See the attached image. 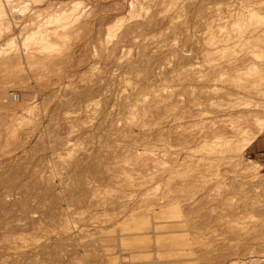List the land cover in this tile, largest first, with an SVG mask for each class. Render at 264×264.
<instances>
[{"label":"rangeland","instance_id":"1","mask_svg":"<svg viewBox=\"0 0 264 264\" xmlns=\"http://www.w3.org/2000/svg\"><path fill=\"white\" fill-rule=\"evenodd\" d=\"M47 1L74 0L0 31V264H264V132L252 176L199 152L224 109L264 102V0H78L23 52Z\"/></svg>","mask_w":264,"mask_h":264},{"label":"bare ground","instance_id":"2","mask_svg":"<svg viewBox=\"0 0 264 264\" xmlns=\"http://www.w3.org/2000/svg\"><path fill=\"white\" fill-rule=\"evenodd\" d=\"M43 0H0V31L3 30L2 28H9L8 22L5 21V16L7 15V13H23V12H27V10H32V6H39V4L43 3ZM45 2V0H44ZM71 2V1H70ZM47 3L50 5H45L46 9H50L48 11V14L46 16V20L44 23L36 26V28L34 30H32V32H27L26 34L22 35V42H21V49L23 52L28 51V49L30 47H33L31 45H35L38 48L40 47L41 49H43V51L45 50H51L53 49V44L52 42H50L51 36L53 35L55 37L57 29L60 26H63V24H66V21L69 22V20L72 21H77L78 18L76 17L77 15H79L77 13V10L80 11V9H78L81 5V2L78 0H74L70 3H68L66 5L65 1L62 2V5L56 4V5H52L50 3H52V1ZM65 3V4H63ZM140 1L139 0H134V1H129L128 2V13L132 14L134 7L136 5H139ZM47 12V10H45ZM254 15V14H251ZM251 15L248 14L247 15V20L249 23H251V20H253V16L251 18ZM18 17V16H17ZM246 17V16H245ZM254 17H258L255 16ZM254 18V19H255ZM260 19V17H259ZM237 20V19H236ZM256 22L258 21V19H255ZM235 21V20H234ZM117 23L121 22V19L118 18V21H116ZM255 22V21H254ZM259 22V21H258ZM257 22V23H258ZM238 23V22H237ZM256 23V24H257ZM240 24V23H239ZM65 26V25H64ZM63 26V27H64ZM234 26V24H233ZM242 26V25H241ZM244 26V25H243ZM251 27V26H250ZM234 28V27H233ZM246 28V27H245ZM258 28V26H257ZM256 27L253 29H248L249 33L253 32L255 29H257ZM261 28V27H259ZM236 29V28H234ZM238 29V28H237ZM31 30V29H30ZM264 30V28L262 29ZM242 32V31H241ZM238 33V32H237ZM255 33V32H253ZM262 33V31L260 32ZM264 33V32H263ZM244 34V33H243ZM21 35V34H20ZM247 35V34H246ZM261 34H259L260 36ZM224 36V35H223ZM236 36V35H235ZM254 36V35H253ZM252 36V37H253ZM256 36V34H255ZM52 37V38H54ZM239 37V36H238ZM244 37V36H243ZM258 37V36H257ZM241 38V37H240ZM251 38V36L249 37ZM258 38H264V34L262 35V37H258ZM230 39V38H229ZM256 39V38H255ZM245 40V39H244ZM263 40V39H262ZM261 40V41H262ZM238 41V40H237ZM258 41V40H257ZM260 41V42H261ZM248 42V41H247ZM250 42V41H249ZM248 42V43H249ZM20 43V42H19ZM214 43V42H213ZM15 44V40L10 39L7 40V43L5 44L6 46L8 45V47L10 49H12L11 47H14ZM244 44V43H243ZM212 45V44H211ZM215 45H216V41H215ZM242 45V43H241ZM245 45V44H244ZM11 46V47H10ZM34 46V48L36 49V47ZM55 46V45H54ZM214 46V45H213ZM263 46V45H262ZM220 47V46H219ZM9 49V50H10ZM33 49V48H32ZM214 49V48H213ZM217 49V48H216ZM219 49V48H218ZM223 49V48H222ZM226 49V48H225ZM229 49V48H228ZM2 49H0L1 51ZM30 50V49H29ZM215 50V49H214ZM32 51V50H31ZM38 51V50H37ZM212 51V50H211ZM222 51V50H221ZM225 51V50H224ZM3 52V51H2ZM7 52V50H6ZM6 52H4V55L6 54ZM47 52V51H46ZM210 52V51H209ZM253 52V51H252ZM27 53V52H26ZM31 53V52H30ZM254 53V52H253ZM1 55V54H0ZM3 55V53H2ZM24 55V54H23ZM28 55V54H27ZM32 55V54H31ZM30 55V56H31ZM214 55V54H213ZM217 55V54H216ZM225 55V54H223ZM222 55V56H223ZM35 56V55H34ZM212 56V55H211ZM220 56V55H219ZM235 56V55H234ZM3 57V56H2ZM1 57V58H2ZM26 57V56H25ZM41 57V56H40ZM184 57V56H183ZM218 57V55H217ZM229 57V56H228ZM231 57V56H230ZM6 58V57H4ZM38 58V57H37ZM26 59H30V58H26ZM214 59V58H213ZM227 59V58H226ZM241 59V58H240ZM206 62V61H205ZM209 62V61H208ZM216 62V61H215ZM230 62V61H229ZM222 63V62H221ZM234 63V61H233ZM224 64V63H223ZM231 64V63H230ZM235 64H237L235 62ZM189 66V65H188ZM223 66V65H222ZM227 66V65H226ZM252 66V65H251ZM215 67V66H214ZM225 68V66H223ZM254 67V65H253ZM251 68V70H253L254 68ZM213 68V67H212ZM227 68V67H226ZM247 68L249 69L250 67L247 66ZM256 68V67H255ZM214 69V68H213ZM218 68H216L217 70ZM257 69V68H256ZM219 70V69H218ZM239 69L236 70V72H238ZM250 70V69H249ZM260 71V69H258ZM257 70V71H258ZM240 71V70H239ZM243 71V70H242ZM210 72V71H209ZM218 72V71H217ZM222 72V71H221ZM227 72V71H226ZM244 72V71H243ZM201 73V72H200ZM207 73V72H206ZM212 73V72H211ZM229 73V72H228ZM247 72V75L248 76ZM259 73V72H257ZM203 74V73H201ZM215 74V73H214ZM260 74V73H259ZM258 74V75H259ZM255 75V74H254ZM260 75H263V73H261ZM190 76V75H189ZM228 76V75H227ZM238 76V75H237ZM226 77V76H225ZM235 77V75H234ZM261 77V76H260ZM217 78V77H216ZM242 78V77H241ZM244 78V76H243ZM247 78V77H246ZM192 79V78H191ZM209 79V78H207ZM211 79V78H210ZM215 79V78H214ZM245 79V78H244ZM257 79V78H256ZM263 79H264V75H263ZM260 79V80H263ZM205 80V79H204ZM240 80V79H239ZM243 80V79H241ZM252 80V79H251ZM254 80V79H253ZM247 81V79H246ZM200 82V81H199ZM210 82V81H209ZM252 81H249L247 83H250ZM196 83V82H195ZM244 83V82H243ZM222 84V83H220ZM225 84V83H224ZM241 84V83H240ZM251 84V83H250ZM260 84H264L260 83ZM258 84V85H260ZM236 85V84H235ZM229 86V85H228ZM239 86V85H238ZM193 87V86H192ZM191 87V88H192ZM209 87V86H208ZM215 87V86H214ZM246 87V86H245ZM253 87V86H252ZM264 87V86H263ZM240 88H242L240 86ZM209 89V88H208ZM234 89V88H233ZM262 89V88H261ZM257 88V92H259V97H264V88L261 90ZM217 90V89H216ZM195 91V90H194ZM208 91V90H207ZM215 91V90H214ZM222 91V90H221ZM236 91V90H235ZM260 91H262L260 93ZM200 92V91H199ZM253 92V91H252ZM194 93V92H193ZM192 93V94H193ZM217 93V92H216ZM182 94V93H181ZM214 94V93H213ZM227 94V92H226ZM229 94V93H228ZM225 95V94H224ZM251 95V94H250ZM163 97V96H162ZM167 97V96H166ZM178 97V96H177ZM192 97V96H191ZM245 97V96H244ZM229 98V97H228ZM162 99V98H161ZM219 99V98H218ZM193 100V99H192ZM222 100V99H221ZM224 100V99H223ZM260 100V99H259ZM264 99L260 100L263 101ZM165 101V100H164ZM170 102V101H169ZM181 102V101H180ZM191 102V101H190ZM195 102V101H194ZM205 102V100L203 101ZM219 102V101H218ZM226 102V101H225ZM173 103V101H172ZM182 103V102H181ZM232 103V102H231ZM161 104V103H160ZM215 104V103H214ZM225 104V103H224ZM196 105V104H195ZM233 105V104H232ZM240 105V104H239ZM240 108H237L236 106L235 109L233 110H228V109H224L226 110V114L223 113V116L221 117V119H219L217 121V126H215L214 129H212L210 132H213V136L210 137V139H206L209 138L206 136L205 139H201L199 143H202L199 149V152H205L206 156H204V158L207 159V161L210 160L213 162H218V163H226L230 166H232L233 168L237 169L240 172H243L244 174H254V172L256 171V168L254 167L255 164H253V166L250 167H244L241 165L240 160L241 157L243 156L244 152L246 151V149L264 132V102H258V101H247L242 103ZM199 106V105H198ZM204 106V105H203ZM225 107V105H224ZM239 107V106H238ZM237 108V109H236ZM171 109V108H170ZM193 112V111H192ZM205 114V113H204ZM209 115V114H208ZM185 117V116H184ZM220 117V116H219ZM223 118V119H222ZM196 122V121H195ZM214 122V121H213ZM200 123V122H198ZM202 123V121H201ZM194 124V123H193ZM205 126V125H204ZM212 128V127H211ZM201 129V128H200ZM202 130V129H201ZM175 131V130H174ZM199 131V130H198ZM197 131V133H199ZM167 132V131H166ZM207 135V134H206ZM161 136V135H160ZM164 136V134H163ZM188 136V135H187ZM211 136V135H210ZM175 137V136H174ZM190 137V136H189ZM202 137V135H201ZM204 137V136H203ZM162 138H160L161 140ZM164 140V139H163ZM161 140V141H163ZM191 140V138H190ZM193 140V139H192ZM195 140V139H194ZM193 140V141H194ZM197 140V141H198ZM192 142V141H189ZM165 144V143H164ZM188 144V142L186 143ZM162 145V144H161ZM199 145V144H197ZM186 146V145H185ZM162 148H160V152H161V158L159 159L160 162L164 161L165 158H167V151L165 150V145L160 146ZM195 147V145L193 146ZM192 147V148H193ZM184 148V147H183ZM186 149V151L190 152L191 151V147H186L184 148ZM195 149V148H194ZM201 150V151H200ZM195 152V151H194ZM142 154V153H141ZM144 154V153H143ZM189 153H187L188 155ZM202 154V153H201ZM149 155V154H148ZM203 155H201L202 157ZM140 157V156H139ZM145 157V155H144ZM149 157V156H148ZM188 157V156H187ZM200 157V156H199ZM141 158V157H140ZM152 158V156H151ZM150 158V159H151ZM204 158L203 159L204 161ZM199 160V159H197ZM146 161V160H145ZM196 161V159H195ZM206 161V162H207ZM198 162V161H197ZM204 163V162H203ZM207 164V163H206ZM209 164H213V163H209ZM210 165V166H211ZM207 166V165H206ZM263 166V165H262ZM264 167V166H263ZM257 174V172L255 173ZM259 174V173H258ZM261 176L257 177L259 178V182L264 186V173L259 174ZM252 176V175H251ZM256 176V175H255ZM254 177V176H253ZM261 177V178H260ZM255 178V177H254ZM129 184V181L125 182ZM132 184V183H131ZM130 185V184H129ZM136 185V184H135ZM130 227V225H128ZM135 226V223L134 225ZM174 253L176 254L177 251H174ZM178 254V253H177Z\"/></svg>","mask_w":264,"mask_h":264},{"label":"crops","instance_id":"3","mask_svg":"<svg viewBox=\"0 0 264 264\" xmlns=\"http://www.w3.org/2000/svg\"><path fill=\"white\" fill-rule=\"evenodd\" d=\"M256 140H257V139H256ZM256 140H255V141H256ZM255 141H254V142H255ZM254 142H253V143H254ZM253 143H252V144H253ZM252 144H251V145H252ZM251 145H250L246 150H248V149L251 147ZM251 152L253 153V157H255V158H257V157L260 158V157L264 156V153L260 152V149H259V148H253V149H251Z\"/></svg>","mask_w":264,"mask_h":264},{"label":"built area","instance_id":"4","mask_svg":"<svg viewBox=\"0 0 264 264\" xmlns=\"http://www.w3.org/2000/svg\"><path fill=\"white\" fill-rule=\"evenodd\" d=\"M12 95V99L14 100V101H17L18 99H19V96L17 95V94H11ZM262 163H263V166H264V159L262 160Z\"/></svg>","mask_w":264,"mask_h":264}]
</instances>
